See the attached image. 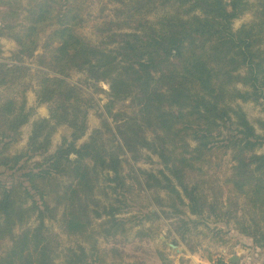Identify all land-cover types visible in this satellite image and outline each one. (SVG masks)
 <instances>
[{"label": "trees", "instance_id": "1", "mask_svg": "<svg viewBox=\"0 0 264 264\" xmlns=\"http://www.w3.org/2000/svg\"><path fill=\"white\" fill-rule=\"evenodd\" d=\"M94 2L101 3V14L107 4L113 7L110 15H99L92 42L79 29ZM246 11L252 20L234 30L233 20ZM0 37L16 44L10 62L0 59V168L24 172L9 183L0 178V264H104L107 257L116 264L119 249L99 251L96 236L126 240V221L116 215L127 206L130 189L124 163L140 190H167V201L157 191L149 196L154 219L164 207L182 213L179 204H185L196 216L209 211L219 222L232 221L240 234L264 245V153L256 152L264 134L256 133L236 102H264V0H0ZM24 58L36 60L29 65ZM73 72L85 75L88 90L69 82ZM100 81L110 89L99 113L101 127L76 147ZM32 82L49 118L35 120L26 150L10 154L19 128L32 116L25 100ZM127 99L131 113L113 110ZM258 124L264 130V120ZM61 125L70 128V140L46 154ZM188 139L196 147L180 153L177 144ZM213 146L221 152L217 158L208 153ZM144 150L164 164L162 179L134 169ZM228 150L229 176L213 177L222 173ZM195 154L206 166L201 196L189 188L198 186L188 174ZM33 155L43 158L26 170L20 162ZM227 191L234 196L207 200ZM32 217L36 225L24 228ZM45 219L58 220L64 233L80 236L89 248H67L63 259ZM146 236L143 229L135 231V237ZM216 261L225 264L222 257Z\"/></svg>", "mask_w": 264, "mask_h": 264}, {"label": "rangeland", "instance_id": "2", "mask_svg": "<svg viewBox=\"0 0 264 264\" xmlns=\"http://www.w3.org/2000/svg\"><path fill=\"white\" fill-rule=\"evenodd\" d=\"M100 7L101 3H93L90 7L91 17L86 25L79 29V33L92 42H95L97 39L93 32V26L102 20V17L99 15H110L113 5L107 4L102 14L100 13ZM159 14H161V11L151 15L149 17L150 21L155 20L156 16ZM252 17V12L246 11L240 17L233 20V29L237 30L241 25L250 22ZM40 42H42V40H40ZM0 46L2 49L0 59L10 62L12 53L16 49L15 42L12 39L0 37ZM37 49L34 52L35 55L41 52L40 48ZM24 60L27 64L33 65L36 59L24 58ZM84 78L85 75L83 73L73 72L68 80L72 84H78L83 89L88 90L87 83L90 82H85ZM30 85L34 86L26 91L25 100L26 106L33 109L32 116L27 123L19 128L18 140L13 141L7 150L10 154H18L26 150L28 137L35 120L41 117L49 118L48 104L38 101L35 83L32 82ZM96 86L100 88V90L95 92L97 101L96 104L91 106L87 111V128L85 134L76 141V147L87 141L93 130L101 127L99 113L103 111V105L109 98L110 89L106 81L97 82ZM238 87L243 88L241 85H238ZM89 90H91V87ZM236 102L241 106L248 121L254 126L256 133L264 134V130L258 124L259 120H264V102H242L240 100ZM129 107L131 108L130 100L127 99L117 102L113 110H121L129 114L131 113ZM224 135H226V132L222 131V136ZM222 136H219L218 139L222 138ZM102 138L104 141H107L105 135ZM64 140H70V128L66 125H61L58 126L51 135L49 149L46 154L54 153ZM196 145L195 141L188 139L184 141V143H178L177 147H179L178 151L181 153L184 151V148L190 150L191 148H195ZM256 152L264 153V144L257 147ZM208 153H211V157L214 156L215 158L221 155V152L215 147L214 152ZM43 155L45 157V154ZM188 156L189 155H186L185 157ZM192 156H194L195 159L191 160L193 161L192 167L189 169L188 174L193 179H197L198 186L190 184L189 188L195 186L196 189L194 193L196 196H201L202 187L205 189L204 184H202V179H205V175L202 174V171L204 172L206 170V166L202 168V155L195 154ZM230 157V150H228L227 155L224 157V163L220 169L222 173H219L218 170L213 177L216 174L218 177L221 175L226 177L229 176L231 166ZM42 158L43 156L33 155L31 159L25 162L21 161L20 165H24L27 170L32 168L33 164L36 161L42 160ZM199 163H201V166ZM137 167L154 173L160 179H162L160 171L165 170L164 164L158 156L147 150L143 151L141 159L134 165V169ZM0 171H2L0 178L7 183L17 180L18 178L23 179L22 174L24 172L17 168L13 170L0 168ZM212 173H214V169L209 171V174ZM122 174L125 175V183L130 189L129 192L126 193L127 206L116 215L117 218L126 221L128 232L126 240L121 243H113L111 239L104 238L102 234L96 236L99 251H102L104 248L108 249L111 246H115L119 249L121 258L120 260H116V264H219L214 261L220 257L224 259L225 264H231L229 263L230 259L235 260V264H264V245L258 247L251 237L240 234L232 221L227 224L219 222L217 221V217L212 215L209 211H204L202 216H196L188 211L185 204H179L180 206H178L183 211L182 213H172L173 210L171 211L170 208L164 207L162 208L163 210L158 213L159 217L154 219L152 216H149L150 210L156 209L150 205L149 196H152V194L157 191L159 197L167 201V190L156 189V187L146 191L140 190L137 183L132 180V169L126 163L123 164ZM213 185L218 186L214 182ZM178 190L180 191V189ZM204 191L206 192V189ZM234 194V191L222 192L221 195L208 194L207 200L209 202L213 201V199L219 200L225 195L228 197L231 195L232 198ZM99 197L105 201L102 193H99ZM240 200H242V198L239 199L240 207L244 206ZM109 203L115 202L113 199H109ZM240 214L241 212H239V215ZM104 218L105 216L103 215L100 219ZM57 219H60V216H58ZM100 219L96 220V222ZM36 223L35 217H32L23 226L24 228H33ZM45 226L49 229L48 232L54 237V241L56 240V243L59 244L58 254L61 257H63L67 248H75L78 250V245H83L87 249L89 248L88 242L83 241L80 236L64 233V226L60 224L58 220L45 219ZM94 228L98 229L96 226ZM137 229H143L145 233H148V236L143 238L135 237V231ZM208 255L211 256V261L207 259ZM91 264H97V262ZM104 264H112L111 259L107 257Z\"/></svg>", "mask_w": 264, "mask_h": 264}, {"label": "water", "instance_id": "3", "mask_svg": "<svg viewBox=\"0 0 264 264\" xmlns=\"http://www.w3.org/2000/svg\"><path fill=\"white\" fill-rule=\"evenodd\" d=\"M234 261H235V260H231V259H230V262H229V263H231V264H235Z\"/></svg>", "mask_w": 264, "mask_h": 264}]
</instances>
